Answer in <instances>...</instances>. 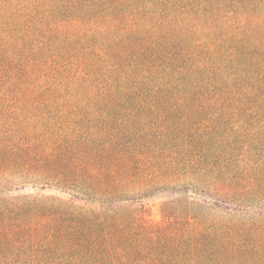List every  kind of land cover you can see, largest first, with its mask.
I'll return each instance as SVG.
<instances>
[{"label":"trees","instance_id":"obj_1","mask_svg":"<svg viewBox=\"0 0 264 264\" xmlns=\"http://www.w3.org/2000/svg\"><path fill=\"white\" fill-rule=\"evenodd\" d=\"M0 264H264V0H0Z\"/></svg>","mask_w":264,"mask_h":264}]
</instances>
